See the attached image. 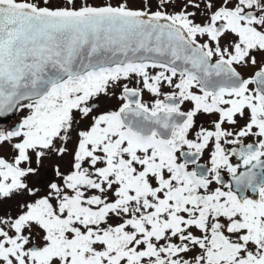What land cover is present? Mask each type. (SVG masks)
Wrapping results in <instances>:
<instances>
[{"label":"snow or ice","instance_id":"obj_1","mask_svg":"<svg viewBox=\"0 0 264 264\" xmlns=\"http://www.w3.org/2000/svg\"><path fill=\"white\" fill-rule=\"evenodd\" d=\"M0 264H264V0H0Z\"/></svg>","mask_w":264,"mask_h":264}]
</instances>
